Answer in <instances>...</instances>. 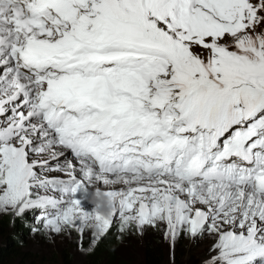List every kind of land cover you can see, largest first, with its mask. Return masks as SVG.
Here are the masks:
<instances>
[{"label":"snow or ice","instance_id":"6c2138e0","mask_svg":"<svg viewBox=\"0 0 264 264\" xmlns=\"http://www.w3.org/2000/svg\"><path fill=\"white\" fill-rule=\"evenodd\" d=\"M34 210L264 264V0H0V215Z\"/></svg>","mask_w":264,"mask_h":264},{"label":"rangeland","instance_id":"374dc122","mask_svg":"<svg viewBox=\"0 0 264 264\" xmlns=\"http://www.w3.org/2000/svg\"><path fill=\"white\" fill-rule=\"evenodd\" d=\"M38 210L29 211L23 217L17 218L13 215H0V218L9 216L16 223H10L5 227L6 235L11 241L18 243L17 252L26 256L28 262H44L50 264H61V252L65 251L70 255L72 264H83L87 258L88 251L78 249L79 236L75 231L71 234L46 235L44 232H33L35 217ZM22 225L23 232L18 226ZM115 235L114 251L116 258L127 264H141L144 260V253L148 247L155 249L159 255V264H204L209 256V249L215 242V238L205 236L203 238L192 239L181 236L175 243L174 249L170 250L169 243L165 240L162 230L148 228L143 236L128 235L123 240H118V233L115 226L109 232ZM90 233L86 232L83 237L84 249H89ZM19 257L14 260V264L20 262Z\"/></svg>","mask_w":264,"mask_h":264},{"label":"trees","instance_id":"16d2710c","mask_svg":"<svg viewBox=\"0 0 264 264\" xmlns=\"http://www.w3.org/2000/svg\"><path fill=\"white\" fill-rule=\"evenodd\" d=\"M16 223L11 217L5 216L0 218V264H14V260L19 256H26L24 254H19L17 251L19 248L18 243L15 241H11L6 235L5 227L10 223ZM22 225L18 226L20 232H23ZM115 235L108 234L104 237L97 246H95L94 250L88 251L87 258L83 262V264H127L124 261H121L119 257L116 258L114 245H115ZM61 264H72L70 255L65 251L61 252ZM20 262L16 264H50L49 263L40 262H28L26 258H20ZM159 255L157 251L151 247H148L144 253V260L141 264H159Z\"/></svg>","mask_w":264,"mask_h":264},{"label":"clouds","instance_id":"9594fccd","mask_svg":"<svg viewBox=\"0 0 264 264\" xmlns=\"http://www.w3.org/2000/svg\"><path fill=\"white\" fill-rule=\"evenodd\" d=\"M39 211V210H38Z\"/></svg>","mask_w":264,"mask_h":264}]
</instances>
